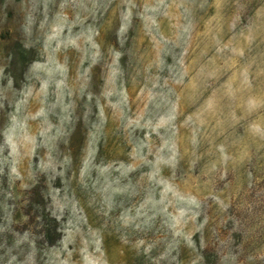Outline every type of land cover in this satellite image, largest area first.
Wrapping results in <instances>:
<instances>
[{"label": "rangeland", "instance_id": "rangeland-1", "mask_svg": "<svg viewBox=\"0 0 264 264\" xmlns=\"http://www.w3.org/2000/svg\"><path fill=\"white\" fill-rule=\"evenodd\" d=\"M0 264H264V0H0Z\"/></svg>", "mask_w": 264, "mask_h": 264}]
</instances>
